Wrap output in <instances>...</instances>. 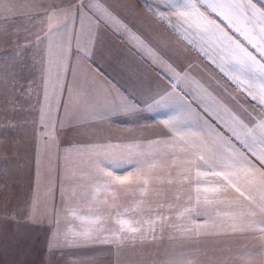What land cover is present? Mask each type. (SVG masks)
<instances>
[{
    "label": "snow or ice",
    "instance_id": "6c2138e0",
    "mask_svg": "<svg viewBox=\"0 0 264 264\" xmlns=\"http://www.w3.org/2000/svg\"><path fill=\"white\" fill-rule=\"evenodd\" d=\"M2 160L41 264H264V0H0Z\"/></svg>",
    "mask_w": 264,
    "mask_h": 264
},
{
    "label": "rangeland",
    "instance_id": "374dc122",
    "mask_svg": "<svg viewBox=\"0 0 264 264\" xmlns=\"http://www.w3.org/2000/svg\"><path fill=\"white\" fill-rule=\"evenodd\" d=\"M135 131L134 135H131ZM91 133H95L97 136L103 137L107 134H111L114 137L124 136H141L142 132L137 129L134 122H129L124 118H118V122L113 120L111 123L105 121L99 123L97 128L91 129ZM20 158L23 162V172L21 174V180L23 189L27 190L31 163H32V152L28 146H24L20 150ZM12 160H2L0 164L4 165L5 168L12 163ZM5 179L8 178L6 173H0ZM48 175L45 173L44 182L47 185ZM3 202V194L0 193V204ZM16 203L15 201L13 202ZM86 211V209H85ZM78 223V222H74ZM19 230L17 233L16 230ZM19 234L22 239L19 243L14 242V237ZM46 241V230L39 225H26L19 224L13 225L8 222H4V230L0 231V264H41L44 256V247ZM169 241H161L162 245H167ZM233 250L240 247L232 245ZM209 248L218 251L219 246L210 244ZM147 256L146 253H121L119 264H147L146 259L142 257ZM63 264V262H61ZM68 264H108L107 261H87V260H75L69 259Z\"/></svg>",
    "mask_w": 264,
    "mask_h": 264
},
{
    "label": "crops",
    "instance_id": "0c3cea01",
    "mask_svg": "<svg viewBox=\"0 0 264 264\" xmlns=\"http://www.w3.org/2000/svg\"><path fill=\"white\" fill-rule=\"evenodd\" d=\"M120 54H122V53H120ZM119 70H120V69H119V67L117 66V64H116L115 62H112V63L110 64V66H106V67L104 68V71H105V72H107V73H109V74H112V75H115V73H116L117 71H119ZM146 119L148 120L149 123L152 122L150 117H146ZM114 121H115V119H114ZM116 121L118 122V118H116ZM144 122H145L144 119H141V120H140V124H141V125H143ZM153 131H155V130H154V129H148L147 131L142 132L141 135H149V134H151ZM134 133H135L134 130H133V133L130 132L131 135H134ZM234 246H236V245L234 244ZM237 246H240V245H237ZM233 248H234V247H233ZM234 250H235V249H234Z\"/></svg>",
    "mask_w": 264,
    "mask_h": 264
}]
</instances>
